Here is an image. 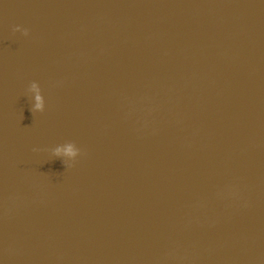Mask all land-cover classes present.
Here are the masks:
<instances>
[{"label": "water", "instance_id": "obj_1", "mask_svg": "<svg viewBox=\"0 0 264 264\" xmlns=\"http://www.w3.org/2000/svg\"><path fill=\"white\" fill-rule=\"evenodd\" d=\"M0 264H264V0H0Z\"/></svg>", "mask_w": 264, "mask_h": 264}]
</instances>
